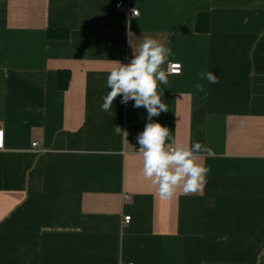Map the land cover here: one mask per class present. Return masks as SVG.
<instances>
[{
    "label": "crops",
    "instance_id": "0c3cea01",
    "mask_svg": "<svg viewBox=\"0 0 264 264\" xmlns=\"http://www.w3.org/2000/svg\"><path fill=\"white\" fill-rule=\"evenodd\" d=\"M146 38L182 66L152 121L215 152L203 193L171 202L125 136L147 110H101ZM202 72L219 82L197 92ZM0 125V264H264V0H0Z\"/></svg>",
    "mask_w": 264,
    "mask_h": 264
},
{
    "label": "clouds",
    "instance_id": "9594fccd",
    "mask_svg": "<svg viewBox=\"0 0 264 264\" xmlns=\"http://www.w3.org/2000/svg\"><path fill=\"white\" fill-rule=\"evenodd\" d=\"M136 9L133 12L136 13ZM170 48L154 38H146L134 49L129 63L117 62L107 76V95L101 110L111 113L113 101L121 96V103L134 101V107L147 110L148 123L138 135V154L142 158V176L156 187L161 201L171 202L179 195L203 193L209 169L201 163V155L215 156V152L200 142L176 143L170 140V131L152 117L167 112L168 107L161 99L160 85H168L170 75H179L181 65L168 59ZM168 64L167 70L163 67ZM218 83L213 72L200 73L194 87L197 92L205 89L204 83ZM119 129V128H117ZM127 135V133H126Z\"/></svg>",
    "mask_w": 264,
    "mask_h": 264
},
{
    "label": "built area",
    "instance_id": "2783aa9c",
    "mask_svg": "<svg viewBox=\"0 0 264 264\" xmlns=\"http://www.w3.org/2000/svg\"><path fill=\"white\" fill-rule=\"evenodd\" d=\"M115 7L119 8L120 10H122L124 12H127V13H129L131 15H137L138 14V10L137 9H136L137 10L136 13H134L133 9L130 8V6L128 4L125 5L124 2H122V1H118L115 4ZM173 63L181 65L178 62H173ZM179 71L181 72V69H179ZM117 127L120 128V126H117ZM140 133H141L140 131L133 130V131L127 132V135H126V132H125V136H126L127 140L134 145V148H135L136 152H138V149L140 147V145L138 144V141H137V137H138V135ZM36 145H37L36 142L32 143L33 147H35ZM3 147H4V129L0 125V149H2ZM124 219H125V221H128L129 220V216H125ZM128 264H133V263L129 262Z\"/></svg>",
    "mask_w": 264,
    "mask_h": 264
},
{
    "label": "trees",
    "instance_id": "16d2710c",
    "mask_svg": "<svg viewBox=\"0 0 264 264\" xmlns=\"http://www.w3.org/2000/svg\"><path fill=\"white\" fill-rule=\"evenodd\" d=\"M199 22H201V26L199 27V30L206 31L208 28V18L207 16H199L198 18ZM203 20V21H202ZM47 36L49 38H67L68 32L67 31H60V30H48ZM69 81V72L68 71H59L57 75V88L58 89H65L67 87Z\"/></svg>",
    "mask_w": 264,
    "mask_h": 264
}]
</instances>
